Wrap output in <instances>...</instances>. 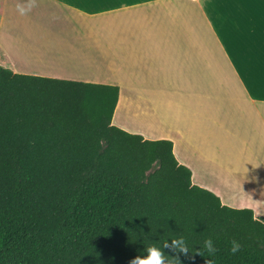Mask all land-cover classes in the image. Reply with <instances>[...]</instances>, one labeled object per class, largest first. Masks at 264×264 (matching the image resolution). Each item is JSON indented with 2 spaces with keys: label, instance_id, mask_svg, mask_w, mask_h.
Returning <instances> with one entry per match:
<instances>
[{
  "label": "crops",
  "instance_id": "1",
  "mask_svg": "<svg viewBox=\"0 0 264 264\" xmlns=\"http://www.w3.org/2000/svg\"><path fill=\"white\" fill-rule=\"evenodd\" d=\"M28 2L0 0L1 66L117 86L116 126L264 217V0H31L24 23Z\"/></svg>",
  "mask_w": 264,
  "mask_h": 264
},
{
  "label": "trees",
  "instance_id": "2",
  "mask_svg": "<svg viewBox=\"0 0 264 264\" xmlns=\"http://www.w3.org/2000/svg\"><path fill=\"white\" fill-rule=\"evenodd\" d=\"M118 100L0 65V264H129L179 235L190 253L164 248L177 264H205L207 237L217 264H264V217L195 184L172 141L116 126Z\"/></svg>",
  "mask_w": 264,
  "mask_h": 264
},
{
  "label": "clouds",
  "instance_id": "3",
  "mask_svg": "<svg viewBox=\"0 0 264 264\" xmlns=\"http://www.w3.org/2000/svg\"><path fill=\"white\" fill-rule=\"evenodd\" d=\"M17 8L21 15H25L31 11L32 2L29 0L26 5L18 4ZM166 247H170L174 251L184 254L191 252L189 239L184 235H179L174 236L170 244L167 240H165L162 245L159 243L147 244L143 250H140V254L129 260V264H177V261H179L177 258L169 257L164 252V248ZM242 247L243 244L239 240L233 239L230 241L228 250L231 254H236L240 252ZM218 251V242L212 237L205 238L199 248L201 255L209 257V259L205 261V264H217L216 254ZM204 253L207 255H204Z\"/></svg>",
  "mask_w": 264,
  "mask_h": 264
},
{
  "label": "rangeland",
  "instance_id": "4",
  "mask_svg": "<svg viewBox=\"0 0 264 264\" xmlns=\"http://www.w3.org/2000/svg\"><path fill=\"white\" fill-rule=\"evenodd\" d=\"M28 13H26L23 17H24V19H23V21H24V23H28V22H33L31 19H30V16H28L27 15ZM26 27H28L29 28V26H28V24H26ZM169 85L170 84H163V90H165V91H167L166 92V94H170V93H172L171 92V90H170V88H169ZM172 86L173 87H175V84H172ZM156 99H160V98H156ZM172 101H174V100H169V102L171 103ZM119 114H121V113H119ZM127 115H124V116H122V120H124V118L126 119V121H127ZM115 122H116V124H120V117H119V115L117 114V117H116V120H115ZM124 125H127L126 123H123ZM120 125H122V124H120ZM122 127H125V126H123L122 125ZM126 128V127H125Z\"/></svg>",
  "mask_w": 264,
  "mask_h": 264
}]
</instances>
